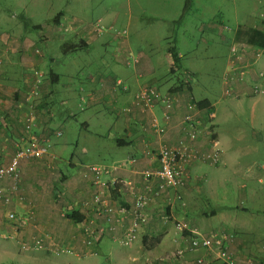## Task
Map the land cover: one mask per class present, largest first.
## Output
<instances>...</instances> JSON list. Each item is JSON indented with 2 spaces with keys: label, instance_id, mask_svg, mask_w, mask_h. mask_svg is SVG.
<instances>
[{
  "label": "crops",
  "instance_id": "crops-1",
  "mask_svg": "<svg viewBox=\"0 0 264 264\" xmlns=\"http://www.w3.org/2000/svg\"><path fill=\"white\" fill-rule=\"evenodd\" d=\"M252 5L255 16L258 15L256 18L251 17L244 24L237 23L234 28L222 25V33L218 35L225 47V69L219 77L220 95L252 101L250 121H244L245 128L229 136L232 139L219 134L214 123L230 119L233 123L237 118L231 99L227 102L214 100L210 96L212 81L204 78L194 65H190L192 71H185L181 76L176 74L169 49L161 48V42L168 37L160 32L163 27L160 20L156 24L149 23L156 28L154 34L144 27L142 31L134 25L132 30L127 28V50L119 49L111 31L99 40H92L86 22L82 24L80 20L78 25H70L66 29L69 45L63 50L67 66L62 73L51 68L47 70L48 64L52 66L58 57L49 54L51 50L47 51L53 42H58L49 36L50 17L45 26L27 21L26 29L18 21H13L9 27L0 24V167L9 163L16 146L22 144L20 140L26 134L27 118L31 120V133L47 141L50 153L42 159L21 161L11 202L5 204L4 197L0 196V264H223L205 249L190 251V235L181 232L177 224L196 229L203 237L213 233L230 235L227 248L237 264H247L248 259L253 264H264V214L261 211L264 198L259 194L264 184V163L258 165L256 161V155L264 148V127L258 125L261 117L264 118V78L260 76L264 75V50L236 38L242 26L264 32V10H261L264 0H253ZM74 8L67 3L64 19L78 14ZM257 8L260 9L257 11ZM78 12L82 14L86 10L82 6ZM110 21L108 24L113 20ZM208 24L215 26L214 20L200 25L211 26ZM216 30L214 27L209 31ZM12 35L18 36L17 40L12 39ZM80 35L87 43L81 50L73 43L81 38ZM151 35L156 37L155 41ZM38 42L46 47L42 55L36 54ZM236 45L244 51L237 62L243 76L241 81L233 83L227 76L231 48ZM128 50L133 57L139 58L137 67L122 63ZM81 60L84 70L80 71L78 61ZM164 66L166 71H163ZM36 69L44 76L37 87L32 75ZM185 75H189L190 81L186 85L180 80ZM118 82L128 90L123 92L116 88ZM57 84L66 94L59 105L66 103V120L65 116H60V111L56 113L57 102L52 99L57 93L54 89ZM146 84L156 87L162 94L169 92L175 98L169 121H163L160 105L147 113L135 107L128 113L122 112L136 91ZM254 88L259 91L255 93ZM190 101L195 102L197 109H189ZM78 110L84 112L79 118L84 127L90 121H114L107 126L111 129L107 130L110 144L107 156L98 158L99 162H68L70 172L65 173L57 160L65 145L53 141L61 132L59 129L53 132L58 123L53 126L52 122L76 121ZM209 114L212 115L210 120L207 119ZM188 115L197 124L194 141L188 139L190 129L184 123ZM153 119H158L156 123L163 128V134L153 128ZM69 127L75 128L71 124ZM97 136L106 137L105 133ZM233 140L239 144L237 148ZM212 142L220 150L218 164L203 160L191 162L185 168L182 186L161 192L144 208V221L134 224L127 213L114 231L105 229L108 225L103 223L93 204L97 193L117 216L119 206L130 210L137 196L149 195L158 189L156 176L142 174L159 169L157 157L161 147L175 148L183 143L203 155L214 151ZM93 166L109 172L96 179V174L90 171ZM236 184H239L238 191ZM10 185L9 179L0 180V188ZM45 186H50V192L43 191ZM234 191L239 195L234 197L237 203L231 204ZM11 212L28 217L27 224L19 227L8 221L6 216ZM71 212L82 217V221L76 223L65 218ZM85 223H91L94 229L98 226L105 229L102 237L90 245L86 244L82 228ZM129 230L134 239L124 246L120 241Z\"/></svg>",
  "mask_w": 264,
  "mask_h": 264
},
{
  "label": "rangeland",
  "instance_id": "rangeland-1",
  "mask_svg": "<svg viewBox=\"0 0 264 264\" xmlns=\"http://www.w3.org/2000/svg\"><path fill=\"white\" fill-rule=\"evenodd\" d=\"M252 2L253 0H194L195 5L189 11L183 13L184 0H0V24H5V26L9 27L13 21L20 22L15 17L21 14L29 23L45 26L46 19L50 17L48 20V22L50 21L49 36H52L58 42H53L51 46L49 45L50 47L47 51L49 53L51 50L49 54L52 56L58 55V57L52 66L48 64L47 70L51 68L55 72L62 73L66 71L67 66L66 53L63 50H66V47L69 45V40H66V29L70 25L74 27L76 23L78 25L80 20H82L80 21L81 23L86 22L88 24L87 32H89L88 34L92 40H99L103 37L102 35L111 31L110 33H113V36L117 38L119 49L127 50V28L132 30L134 25L142 31V27H144L147 30L150 29V33L154 34L156 28L154 25L150 26L149 23L156 24L160 20L163 26L160 32L162 36L166 35L168 37L161 42V48L167 50L174 46L178 54H180L179 68L176 69V74L181 76L185 71H192L190 65H194L195 69L199 73H202L204 78L212 81L213 88H211L210 96H213L214 100L221 99L223 102H227V99H231L233 111L238 113L237 118L234 119L233 123L230 122L233 119H230V121H214L217 124L219 134L230 138L236 135L237 130L245 128L244 121H247V123L250 121L252 101L250 99H243L244 102L242 100L240 102L238 101L239 99L223 98L220 95L221 86L219 85V77H221L220 75L223 74L225 69V59L223 56L225 47L218 35H220V31L222 33V25L234 28L237 23L241 22V24H244L251 17L256 18L258 15L255 16L256 13L253 9L255 6L252 5ZM67 3L74 6L78 14H73L71 18L64 19V9H66ZM82 6L86 12L81 14L78 12V9H81ZM259 9L257 8L256 10L258 11ZM261 10H264V8L262 7ZM59 14H61V17L55 18ZM110 20L113 21L111 24H108ZM212 20H214L215 26H212L213 24H208L211 26L200 25L201 23L212 22ZM96 27H103V32L96 33L94 31ZM207 27L209 30H212L214 27L217 30L213 33L209 30H202V28L207 29ZM80 36L81 38H78L73 43L75 47L77 46L81 50L85 48L87 43L86 39L82 35ZM11 37L17 40L18 36L12 35ZM59 37L64 40H60ZM150 38L153 41L156 39L154 35H151ZM202 38L203 41L201 40ZM37 47L35 50L38 55H42V52L46 50L45 44L42 42H38ZM114 47H116L115 44ZM130 52L129 50L125 52L122 63L127 67L129 66L128 64L137 67L139 65V58L136 55L133 57ZM127 56H129V60ZM78 67L80 71L84 70L82 60L78 61ZM166 70L167 68L164 66L163 71ZM35 71L42 75L40 70L36 69ZM43 77L42 75V82ZM59 85L54 86L57 93L53 95L52 99L57 102L55 105L56 113L60 111V116H65L66 120V103L59 107L60 100L66 94L63 93ZM242 103V107L239 108L238 104ZM75 105L77 104H73L72 106L75 107ZM83 113L78 110L76 121L52 122L53 126L55 123H58V128L54 129L53 132L58 129L61 132V136L53 138V141L56 140L57 144L65 145L63 154L57 159L65 173L70 172L68 162H80V160L83 162H99L98 158H105L107 156L106 152L110 144L108 142L107 130L111 131L107 126L112 125L114 121H101L100 123L98 121H90L89 125L84 127L81 124L83 121L79 119ZM259 121L258 125L264 127V118L261 117ZM70 124L75 128L69 127ZM53 126L52 128H54ZM103 133L106 135L105 139L97 136ZM92 136L94 137L92 138ZM232 143H235V141L233 140ZM235 145L236 147L234 148L239 146L238 143H235ZM53 151L57 152V149L54 148ZM256 159L258 165L264 163V148L256 155ZM262 176L264 177V173ZM238 185L236 184L235 186L237 191ZM49 188L50 186H45L43 187V191L46 192L48 189L50 192L51 189ZM232 194L231 204H236L237 202L234 200V197L238 196L239 192L234 191ZM259 194L264 198V184L260 187ZM261 211L264 214V200L262 201Z\"/></svg>",
  "mask_w": 264,
  "mask_h": 264
},
{
  "label": "built area",
  "instance_id": "built-area-1",
  "mask_svg": "<svg viewBox=\"0 0 264 264\" xmlns=\"http://www.w3.org/2000/svg\"><path fill=\"white\" fill-rule=\"evenodd\" d=\"M104 28L96 27L94 31L96 33H102ZM244 51L238 47L231 48V61L229 64V72L227 76V80L233 83L242 80V72L238 69L237 62L241 59L242 53ZM33 76L35 78V84L40 83L42 75H40L37 71H33ZM264 78V75H260ZM122 82L117 83V87L121 90L126 91L127 86L121 85ZM120 86V87H119ZM116 87V88H117ZM259 88H254V92L257 93ZM35 95V94H34ZM33 95V96H34ZM157 98V90L151 87H140L133 96V99L128 103L123 109V113L130 112L132 107L139 109L142 113H147L148 111L153 109V101ZM172 101L170 99L165 100V111L162 114L163 121H169V115L167 114L168 110L171 108ZM195 105H190L189 108L193 109ZM212 115H207V119L210 120ZM28 121L25 125V133L22 136L20 142L21 145L16 146V150L10 159L9 163L6 166L0 167V180L9 179L11 181V185L9 188L3 187L0 188V196H3V201L5 204L11 202L12 195L16 191L17 182L20 176V163L21 161L28 159H42L44 157H49V144L45 140H41L35 135L31 133V127L29 118L26 119ZM152 121L153 128L157 133L163 134V128L159 127L156 123L158 119H153ZM184 123L187 128L190 129L188 134V139L192 141L196 138L197 133V124L196 121L192 118L191 115H188L184 119ZM60 135V133H58ZM212 147L214 149L213 152L207 154H198L195 151L190 150L191 148L183 143H180L178 147L168 148L163 146L159 150L158 160H159V169L153 173L143 172L144 177H152L156 176L159 179L158 189L149 195L142 194L137 196L135 205L132 209H126L123 206L118 207L117 216L114 213L115 211L106 203V201L102 198L100 193H97L93 197V204L98 208V214L103 220L105 229L108 231H114L116 225L122 221V219L127 215V213L132 216L134 224L137 222L144 221L145 211L144 208L150 203V201L154 197H159L161 192L167 191L169 189H175L183 185V178L185 177V168L193 161H208L211 164L215 165L220 159V150L215 142H212ZM90 171L96 174V179L99 178L103 173L109 172L106 168L103 167H90ZM98 184V183H96ZM19 200H21L19 198ZM7 220L17 224L19 227H23L28 222V217L26 216H16L14 213H8L6 216ZM84 234L87 237L86 244L90 245L98 239L102 237L105 232V229L101 226H98L97 229L91 227V223H85L83 226ZM177 228L181 232H187L190 235V251L202 248L209 252L215 260L221 261L223 264H237L235 257L229 253L227 248V243L230 240L231 236L223 233H213L209 237H203L196 229H192L187 227L184 224H177ZM134 239V235L132 230H129L125 237L120 241V243L124 246L130 244V242ZM247 264H253L251 259H248Z\"/></svg>",
  "mask_w": 264,
  "mask_h": 264
},
{
  "label": "trees",
  "instance_id": "trees-1",
  "mask_svg": "<svg viewBox=\"0 0 264 264\" xmlns=\"http://www.w3.org/2000/svg\"><path fill=\"white\" fill-rule=\"evenodd\" d=\"M192 6H193V0H184L183 13L189 11ZM58 17H61V14L57 15L55 18H58ZM15 18L17 20H19L20 22H22L23 28H25V29L27 28V21L23 17V15H21V14L17 15ZM236 38L241 43L249 44V45L255 46V47L259 48V49L264 50V32H262V31H260V30H258L256 28H249V27L242 26L236 32ZM169 53H170V56H171V59H172V63L174 64L176 69L179 68V57H178V53H177V51H176L174 46H172L169 49ZM48 77H49V75H48ZM180 80L185 85L189 84V82H190L189 81V75L183 76ZM41 84H42V80L40 81V83L38 85H41ZM121 85H124V84L122 83ZM116 87H117V85H116ZM141 87H151V88H154V89L157 90V98L154 99V101H153V107H155L156 105H158V106L160 105L162 107V112H161L162 114L165 111V100L166 99H170L172 101L171 108L167 111L168 112L167 114L169 115V118H170V116H171L170 112H171V110L173 108L174 103L176 102V100L173 97V95L171 93H169V92H167L165 94H162L156 87H154L152 85H147L146 84V85H143ZM118 89L120 91L125 92L124 90H121V87L118 88ZM127 90H128V88H127ZM190 105H195V107L193 109L189 108L190 110L197 109L196 104H195L194 101H192V102L190 101L188 106H190ZM210 130H212V125L210 126ZM213 138H216V136L214 135ZM219 161H220V159L218 160V162L216 164H218ZM65 218H67L69 220H72L73 222H76V223H80L82 221V217H78L75 212H71V213L67 214L65 216Z\"/></svg>",
  "mask_w": 264,
  "mask_h": 264
}]
</instances>
